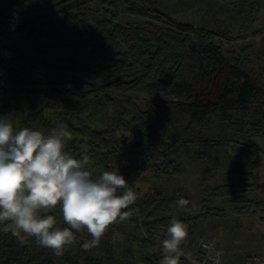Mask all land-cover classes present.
I'll list each match as a JSON object with an SVG mask.
<instances>
[{"label":"trees","instance_id":"obj_1","mask_svg":"<svg viewBox=\"0 0 264 264\" xmlns=\"http://www.w3.org/2000/svg\"><path fill=\"white\" fill-rule=\"evenodd\" d=\"M242 1L264 14V0ZM122 15L141 21L121 23ZM259 34V29L225 31L184 20L157 0H0V119L15 130L45 134L66 124L72 138L65 151L79 159L86 146L93 179L119 169L138 196L123 211L131 210L130 217L142 218L145 226L166 231L173 217L189 225L201 214H219L204 205L193 207L182 187L142 191L138 186L144 174L155 179L179 175L191 149L212 174L242 181L212 186L204 177L199 182L203 200L238 203L245 193H254L258 197L245 199L238 210L261 224L264 175L256 173L254 157L263 158L264 126L248 138L209 133L215 116L226 121L232 112L264 106V83L246 71L247 53ZM220 64L238 80L230 99L214 104L192 100L200 81ZM155 96L161 99L152 100ZM180 198L189 204L177 207ZM73 234L61 262L100 264L94 247L82 248L88 240ZM156 246L143 240V264H161ZM0 264L53 261L49 248L31 238L18 249H0Z\"/></svg>","mask_w":264,"mask_h":264},{"label":"rangeland","instance_id":"obj_2","mask_svg":"<svg viewBox=\"0 0 264 264\" xmlns=\"http://www.w3.org/2000/svg\"><path fill=\"white\" fill-rule=\"evenodd\" d=\"M161 6L171 13L186 20L193 18L209 28L223 30L246 29L247 31H261L262 38L254 37L247 53L249 59L246 71L258 79V84L264 83V14L242 0H235L228 5H218L204 0H157ZM248 3V5H247ZM213 4L214 6H212ZM139 18L122 15L121 23L140 22ZM256 34H258L256 32ZM257 38V39H256ZM248 39H245L247 41ZM251 40V39H250ZM238 80L233 77L229 69L222 64L217 72L206 74L193 92L191 99L203 103H218L230 99L231 92ZM154 101L161 99L155 96ZM264 126V106H252L243 113L232 112L226 121L215 116L210 122L211 135L228 134L233 137H242L256 131L257 127ZM248 138V137H246ZM263 158L255 155L256 173L264 175V143L261 145ZM182 169L179 175L161 176L153 178L149 174L141 176L138 186L142 191H151L161 185L167 189L182 187L189 196L192 206L206 210L217 211L219 214H201L189 225H186L188 236L182 243L183 255L179 264H264V223L256 218L239 212V208L247 198H257L254 193L247 192L243 201L233 203L227 199H212L204 201L200 192L199 182L207 177L212 186L222 183L240 184L242 181L237 176L221 173L212 174L202 162L195 149L181 160ZM50 215L56 219L55 227L69 228L73 233L92 239L85 228L77 231L71 229L63 220L61 205L50 209ZM45 215V210H41ZM13 225L10 221L0 222V249L9 245L15 249L22 246L13 235ZM164 229H156L152 224L143 225V219L138 221L130 216L124 221L117 220L111 224L102 236L100 243L94 247L100 257V264H143V240L154 245V254L162 264L161 242L166 238ZM34 240V237L28 238ZM217 253L221 255L217 256ZM49 256L53 264H63L60 256H56L49 249Z\"/></svg>","mask_w":264,"mask_h":264},{"label":"clouds","instance_id":"obj_3","mask_svg":"<svg viewBox=\"0 0 264 264\" xmlns=\"http://www.w3.org/2000/svg\"><path fill=\"white\" fill-rule=\"evenodd\" d=\"M71 138L63 123L45 134L30 128L15 130L11 122L0 119V222L12 223L20 244L34 237L56 256L64 254L75 236L69 228L55 227V217L42 216L41 210L54 209L59 203L64 222L77 231L85 228L91 235L92 239L82 245L89 250L99 245L111 224L133 214L123 210L138 199L119 169L93 179L87 168V147L81 149L79 159L65 151ZM175 204L183 208L189 201L180 198ZM165 236L162 264H179L181 245L188 236L186 225L173 217Z\"/></svg>","mask_w":264,"mask_h":264}]
</instances>
